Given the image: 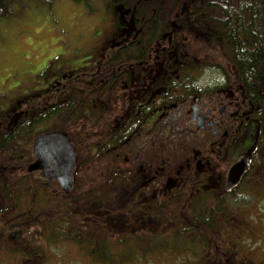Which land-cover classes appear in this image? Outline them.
<instances>
[{"label":"rangeland","instance_id":"rangeland-1","mask_svg":"<svg viewBox=\"0 0 264 264\" xmlns=\"http://www.w3.org/2000/svg\"><path fill=\"white\" fill-rule=\"evenodd\" d=\"M112 1L21 0L19 3L11 4L13 12L0 18V117H3L2 114L11 115L9 119L11 122L8 121L6 124V121L2 120L0 129L11 130L16 119L29 114L27 111L36 108L37 105L45 107L53 104L56 100L55 92L53 93L56 88L54 86L64 81L77 67L91 65L89 58H92L93 55L84 56L83 54L93 50H98L96 52L107 51L109 48L114 46L118 48L124 44V27H119L116 21L119 8L116 5L111 6ZM206 1L193 0L194 8L202 7V10L196 12L193 17H202V22L205 20L212 21L213 33H217L220 31L219 22L205 17L209 13V10L204 8ZM192 11L194 10L192 9ZM188 28L190 27H187L185 32H189ZM183 34L184 36L187 35V33ZM184 38L187 57L191 61H198L200 65H203L207 61L208 54L216 50L217 53L213 56L216 62L223 65V69L225 66L228 71H231L230 67L227 66V56L224 55L221 47H216L213 50L207 48L206 44L197 47L198 42L194 39L191 40L190 35L188 39ZM222 38V35H214L211 41L217 44L223 41ZM70 54L74 56V59L70 57ZM86 59L89 60L88 65H82ZM210 60L212 61L211 58ZM203 69L195 72L198 78L204 73ZM45 71L47 77L41 75L38 77V74ZM20 83L22 85H19ZM117 105L118 103L113 102L110 107ZM17 111L18 113L15 114ZM69 113L67 117L70 116ZM68 119L64 120L63 127L72 131L71 135L77 145L78 158V171L76 173L78 183H76L70 196H65L61 190L53 194L51 190H48L42 195L43 198L47 197V199H44L42 204L37 203L35 206L31 199H36L37 193H43L42 189L37 187L38 182L34 174L30 172L29 175H26L22 170V168L26 170V163L32 161L31 139L38 133L59 126V121H61L59 116L51 115L49 118L36 123L26 132L20 146H17L19 158L15 159L16 162H12L14 159H11L9 165H6L5 155H10V153L3 155L0 152V181H3L0 183L2 185L10 184V187H18L19 192L20 190L24 191L27 197L23 204L17 202L20 205L17 204L16 207H13L12 202L0 195L1 207L10 203L8 211L0 214V264H5L8 260H15L26 254L30 257L38 256L37 264H88L92 260L91 257L88 259L85 257L84 250L81 252L77 243L66 240L65 237H59L58 242L54 243L50 239L51 227L59 225L63 231H67V234L73 235L74 231L68 226H64V221H73L74 224L71 228L75 229L76 226L74 225L85 224L84 214L86 212H81L80 206H85V202H90L87 199L79 200L88 194L94 195L99 192L96 187L99 183H105L106 174H109L108 168H119L122 175V167H125L124 152L127 151V146L122 148L115 146L112 149H104L105 151L95 147L97 144L95 141L98 137L103 138L111 133V130L108 131L106 127L107 119L103 121L100 127H98L99 122L84 116L77 122H74L75 119L73 121L71 117ZM78 136L81 138L78 139ZM128 148H130L129 145ZM10 174L15 175H12L14 176L12 178ZM254 178L255 195L249 203L242 201L240 205L233 207L231 201H228L225 205H221L222 211L215 218L216 224L208 233V237L212 241L210 245L207 244L210 248L203 246L202 249L189 246L184 249L178 248L180 246L176 243V236H173L171 231H167L177 229L180 225L174 219H180L179 214L183 213L184 205L186 206L185 199L174 204H168V208H172V213L175 214L168 215L169 218L165 219L167 215L165 212V225L156 226L161 238L152 237L149 231H141V229H150L154 226L149 216H140L138 219L130 215V220L127 221L128 228L126 231L122 229L119 232H129L130 225L135 223L134 225L138 227V236H136L137 234L136 237L130 236L131 241L137 239L136 244L140 247L138 240L147 238L149 242L152 240L153 244L143 245L151 252V254L148 253L147 258L140 255L141 259L131 260L130 263L126 264H207L209 258L206 256L212 255V250L216 264L217 262L224 264L227 261L223 254L224 247H227L225 243L223 244L226 236H228V240L231 239L234 242L233 254L235 259L241 258L242 260L240 263L235 260L236 262L233 264H264V162L259 157H256ZM29 189L30 192H28ZM131 190V188L127 189V191ZM208 201L215 204L219 203L217 199ZM17 207L26 214L15 216ZM28 210L30 213H27ZM13 216L15 218L11 219ZM32 216H35V219L32 220ZM159 216L155 218L158 220L160 219ZM29 218L30 221L32 220V224L28 227L15 225L16 221L26 224ZM223 218L226 219V224ZM219 222L222 225H227L224 228L231 233L233 231V236L230 237L224 233L223 227L218 226ZM101 223L102 220L94 214L89 222L90 236L111 237L110 231L104 228ZM83 234L88 236L86 232ZM182 236L185 235L182 234L180 237ZM248 237L251 239L246 242ZM115 241H117L116 237L111 242ZM158 245H168V247L156 249L155 246ZM125 248L130 250L128 246ZM131 251H135L134 247H131ZM199 251H202V256ZM243 255H246V258Z\"/></svg>","mask_w":264,"mask_h":264},{"label":"flooded vegetation","instance_id":"flooded-vegetation-1","mask_svg":"<svg viewBox=\"0 0 264 264\" xmlns=\"http://www.w3.org/2000/svg\"><path fill=\"white\" fill-rule=\"evenodd\" d=\"M124 33L126 39L121 47L93 51L91 65L77 67L53 90L55 103L60 105L58 116L62 122L59 121L58 129L72 137V131L63 127L67 116L63 104L67 102L75 105L69 108L74 122L84 116L99 122L100 127L107 119L109 129L117 116V126L102 144H97L106 145L114 136L126 134L119 146H127L122 176L132 190L124 191L123 196L125 203L130 202L129 194L135 201L129 203L133 205L129 212L149 216L153 224L160 210L159 193L190 203L199 201L198 209L190 204L183 214L187 220L200 222L184 224V219L173 218L180 225L167 231L176 236L181 248L202 249V198L249 196L254 192L256 157L264 162V115L261 107L255 105L253 89L246 91L247 85L254 84L242 78L238 64L231 63L227 64L231 71L225 66L223 69V65L210 66L223 74L222 85L196 87L193 82L199 78L196 71L190 75L188 61L177 57L179 63L166 65L158 47H130L133 41L127 37V31ZM113 102L118 105L110 107ZM97 144L95 147H99ZM1 147L0 144L3 155L11 152L5 155L6 163L11 159L16 162L19 148L15 144ZM243 156L248 157L250 169L241 183L228 191L229 170ZM39 179L41 184L46 181ZM165 210L172 213L171 208L161 209ZM155 230V225L141 229L157 238ZM182 234L184 238L180 237ZM139 243L140 247L153 244L147 238H141ZM33 257L24 255L5 264H37L38 256Z\"/></svg>","mask_w":264,"mask_h":264},{"label":"trees","instance_id":"trees-1","mask_svg":"<svg viewBox=\"0 0 264 264\" xmlns=\"http://www.w3.org/2000/svg\"><path fill=\"white\" fill-rule=\"evenodd\" d=\"M19 1L21 0H0V18L8 13H12L11 4L15 2L19 3ZM192 2L193 0H113L111 2V6L116 5L119 8L116 18L117 25L119 27H124V32L127 31V37L130 38L129 40L131 42L133 41V43L129 45L130 47L136 49L137 47L142 49L158 47L160 49L159 54H164V62L166 65H172L171 63L173 62L179 63L177 57H179V60L181 61H188L189 65H191L190 75L200 68L202 69L221 64L216 62V59L213 57L217 53L215 50L208 54L207 61L203 63L202 66L200 65L199 67H196V65L199 64L198 61H189L187 60L188 57L184 58L188 55L183 53L184 51L181 50L186 47L184 37L188 39L190 35L191 40L194 39L198 42L197 47L205 44L207 48H212L211 50L216 47H221L224 55L227 56L228 64H238L239 73L242 78L253 82L254 85L252 87L249 85L246 86V91L250 93V88L253 89L252 96L255 98V105L261 107V114L264 115V0H207L204 8L209 10V13L205 17L219 22L220 31L217 33H213L214 25L212 21L205 20V22H202V17H193L196 12L202 10V7L194 8ZM21 6L20 9H22ZM192 9L194 11H192ZM17 11L21 12L19 10ZM187 27H190L188 28L189 32H185ZM173 29H175L174 33H172ZM180 31L187 33L188 36H184V34ZM214 35H222L223 41L214 44L211 41V38ZM125 39L126 37H123V40ZM65 40L69 42L67 38H65ZM182 54H185V56H181ZM70 56L72 58L74 57L72 54ZM40 75L46 77V71L38 74V77H40ZM74 106V103L71 102L63 104V108L66 111L67 116L69 108H74ZM27 112L29 114L22 115L16 119V123L11 130L0 129L1 146L14 144L16 146H20V142L26 135V132L36 123L49 118L51 115L58 116L60 112V105L55 102L45 107H39L37 105L36 108H31ZM17 113L18 111L15 112V114ZM69 115V117H71L73 114L69 113ZM2 116L3 117H0V119L6 121L5 123L7 124L8 121H10L9 119L11 118V115L2 114ZM67 116L65 120H69V117ZM114 119L116 122L111 125L108 131L115 128L120 121L117 116H114ZM54 128L56 129L59 127ZM124 136L126 137V134L122 136L118 134L117 136H114L111 141L109 140L106 145H102L100 147L97 144L99 146L97 148H101L105 151L112 149L115 146H119ZM103 139H105V137H98L95 142L98 143L101 141L100 144H102L105 141ZM113 139L115 142L112 141ZM16 141H18V143H15ZM6 165H9V163H6ZM22 170H24L26 175H29L24 168H22ZM119 170V168H108L109 174H106L107 177L105 179V183H99L96 187V190L99 192L92 195L94 198H91L92 196L88 198L89 194L86 196L87 198L85 197L90 203L85 202V206H80V211L86 212L84 214V225H74L76 226L75 229L71 228L74 224L73 221H69L71 224L67 221L63 222L64 226H68V228L74 231L73 235L67 234L66 230L63 231L58 228V226L51 227L52 232L50 234V239H52L54 243H57L59 237H65L66 240H71L74 243H77L80 246L81 252L84 250V254H86L85 257H87V259L90 257L92 258L91 262L89 261L88 264H126L130 263L131 260L141 259V257H139L140 255L147 258V255H149L148 253L151 254L147 248L139 247L138 244H136L137 239L131 241L132 238L130 236H135L138 233V227L134 225L135 223L130 225L131 228L129 232H119L122 231V229L126 231L128 228L127 221L130 220V215H133V217H137L138 219L140 218L137 212H129V209L133 208V205L129 203L135 202L131 199L132 194H129L130 202H126L127 204L125 203L123 192L127 191L130 187H128L129 184L124 183V177L120 174ZM13 177L14 176H12V178ZM37 182V187H39L41 182L38 179ZM9 185L10 184L2 185V183H0V186H2L0 188V195L6 197L10 202H24L27 198L26 193L22 190L19 192L18 187H10ZM28 192H30V189ZM42 192L43 193L40 194L37 193L36 199H31L33 200V204H42L43 200L47 199V197H41L46 193L43 189ZM254 195L255 190L252 194H249V196L243 195L238 197H223L217 199L219 202L217 204L210 203L207 199L202 198V216H200L202 217V246L210 248L207 244L210 245V242L212 241H210L208 233L216 224L215 218L219 215V212L222 211L221 205H225L226 202L231 201L233 207H237L242 203V201L249 203ZM180 200L182 199H174L169 197L166 193H159L158 207L160 209V219L154 222L155 227L162 226V224H164V220L169 218L168 215L172 216V214H174L168 213L167 210L161 211V209H166L168 208V204H174ZM192 202L190 203L185 200L186 206L184 205V208L187 206L189 207L190 204H195V208L198 209L197 205H199V201L193 200ZM12 206L16 207L17 204H13ZM8 207L9 204L5 207L4 205L3 207L0 206V214L6 213ZM2 210H4V213ZM127 212L130 214H127ZM164 212H167L165 219ZM27 213H30V211L28 210ZM25 214L26 212L21 211H15L14 213L15 216ZM94 214L102 220L101 224L104 228H107L110 231L111 237L90 236L91 231L88 229L91 227L89 226V222ZM73 217L76 218L75 215H73ZM14 218L15 217L13 216L11 219ZM179 218L184 219L181 220L184 221V224L200 222L199 220H187V216L183 213L179 214ZM33 219H35V216H32V220ZM32 220L30 221L29 218V221L26 224L24 222L19 223V221H16L15 225L28 227L32 224ZM223 220L226 224V219L223 218ZM218 226L223 227L224 233L230 237L233 236V231L231 233L229 230L224 228L227 225H222L219 222ZM82 232H86L89 237ZM158 233L159 232L157 231V234ZM136 236H138V234ZM114 237L117 238V241L111 242ZM250 239L251 237H248L246 242ZM215 242H218V240H215ZM224 243L227 245V247H224L223 249V254L227 260L224 264H233L236 261L237 263H240V261L242 262L241 258L239 260L235 259L233 254L234 242H232L231 239L228 240V236H226L223 240V244ZM126 246L129 247V251L125 248ZM162 246L163 245H158L155 247L158 249L162 248ZM131 247H134L135 251L132 252ZM163 248L166 247L163 246ZM238 249L240 248L238 247ZM212 255H214L213 250ZM212 255L208 254V256H206L209 258V262L207 261V264H216V259L214 260ZM243 256L246 258V255ZM217 264L220 263L217 262Z\"/></svg>","mask_w":264,"mask_h":264},{"label":"water","instance_id":"water-1","mask_svg":"<svg viewBox=\"0 0 264 264\" xmlns=\"http://www.w3.org/2000/svg\"><path fill=\"white\" fill-rule=\"evenodd\" d=\"M32 146L34 161L27 170L40 171V175L49 180L47 185L54 179L58 180L62 190L70 193L74 186L77 155L68 133L53 130L39 134L33 139ZM249 169L247 156L234 163L226 179V189L231 191L236 188Z\"/></svg>","mask_w":264,"mask_h":264},{"label":"clouds","instance_id":"clouds-1","mask_svg":"<svg viewBox=\"0 0 264 264\" xmlns=\"http://www.w3.org/2000/svg\"><path fill=\"white\" fill-rule=\"evenodd\" d=\"M214 74V75H210ZM224 82L223 74L218 69L207 67L204 74L193 84L196 87H217Z\"/></svg>","mask_w":264,"mask_h":264},{"label":"crops","instance_id":"crops-1","mask_svg":"<svg viewBox=\"0 0 264 264\" xmlns=\"http://www.w3.org/2000/svg\"><path fill=\"white\" fill-rule=\"evenodd\" d=\"M71 55V54H70ZM71 57V56H70ZM72 58V57H71ZM72 59H74V58H72ZM7 70V69H6ZM8 71V70H7ZM19 85H22V83H20Z\"/></svg>","mask_w":264,"mask_h":264}]
</instances>
